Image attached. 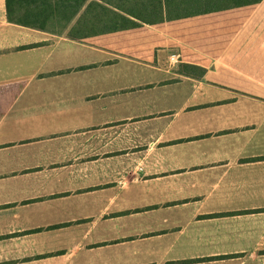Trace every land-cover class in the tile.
I'll return each mask as SVG.
<instances>
[{"label":"crops","instance_id":"crops-1","mask_svg":"<svg viewBox=\"0 0 264 264\" xmlns=\"http://www.w3.org/2000/svg\"><path fill=\"white\" fill-rule=\"evenodd\" d=\"M0 264H264V0H0Z\"/></svg>","mask_w":264,"mask_h":264},{"label":"trees","instance_id":"trees-1","mask_svg":"<svg viewBox=\"0 0 264 264\" xmlns=\"http://www.w3.org/2000/svg\"><path fill=\"white\" fill-rule=\"evenodd\" d=\"M87 0H6L7 18L17 25L52 30L64 28ZM192 77H201L202 69L185 67Z\"/></svg>","mask_w":264,"mask_h":264}]
</instances>
